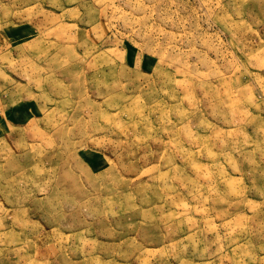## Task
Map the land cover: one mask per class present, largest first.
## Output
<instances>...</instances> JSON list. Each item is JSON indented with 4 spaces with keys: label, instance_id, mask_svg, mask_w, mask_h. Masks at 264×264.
<instances>
[{
    "label": "rangeland",
    "instance_id": "rangeland-1",
    "mask_svg": "<svg viewBox=\"0 0 264 264\" xmlns=\"http://www.w3.org/2000/svg\"><path fill=\"white\" fill-rule=\"evenodd\" d=\"M0 264H264V0H0Z\"/></svg>",
    "mask_w": 264,
    "mask_h": 264
}]
</instances>
